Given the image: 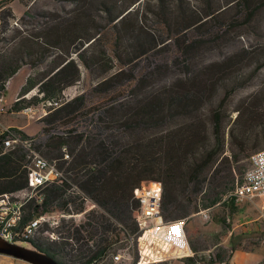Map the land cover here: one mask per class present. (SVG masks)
I'll return each instance as SVG.
<instances>
[{"label": "trees", "instance_id": "obj_1", "mask_svg": "<svg viewBox=\"0 0 264 264\" xmlns=\"http://www.w3.org/2000/svg\"><path fill=\"white\" fill-rule=\"evenodd\" d=\"M10 1L13 0H0V6ZM18 1L23 5V14L33 16L29 10L32 0ZM137 1L129 0L114 13L112 7L105 6L111 13L108 22L117 34L111 50L120 66L90 88L107 95L101 100H89L85 90L71 97L63 94L80 80V66L90 72L94 61L108 58L105 50L87 56L86 50L96 38L86 37L88 44L84 46V41L73 34L74 21L60 22V27L43 36L22 35L12 46L0 50V97L7 81L22 66L35 69L45 65L37 76L25 77L11 105L16 112L29 106L43 111L38 123L39 135L44 139L36 142V138L15 129L30 147L54 160L70 181L46 186L40 206L30 201L21 223L56 208L67 214L83 212L84 202L72 184L99 207V211L87 212L82 223L57 241L46 243L35 236L27 239L61 264H109L101 259L122 246L128 235L139 234V205L133 190L141 180L161 182V208L166 220L185 219L200 210L211 213L217 205L233 204L230 194L249 167V156L264 147V93L248 94L228 108L235 91L264 66V56L247 75L242 73V67L248 51L241 49L194 69L186 65L183 75L158 86L152 85L147 73L122 76L127 73L124 68L146 52L139 42L138 52L131 59L123 61L119 54L121 23ZM252 1L236 0L238 8L245 11L239 24L247 23L264 6V0L254 5ZM202 2L203 17L186 0H176L180 15L190 11L194 18L181 20L180 28L172 33L167 1L158 0L164 6L160 21L168 34L171 32L168 39L184 55L193 53L201 40L188 41L182 34L207 19L215 20L223 10L214 0ZM7 12L0 10V41H6L1 30ZM228 25L237 24L233 20ZM67 43L71 50L64 49ZM151 43L155 45L152 37ZM123 79H129L130 84L122 83ZM64 152L68 158H64ZM26 156L27 148L18 143L0 151V194L26 187ZM192 197L197 201L195 208H189ZM189 261L213 264L219 260L216 256H195ZM220 261L229 264L227 260Z\"/></svg>", "mask_w": 264, "mask_h": 264}, {"label": "rangeland", "instance_id": "obj_2", "mask_svg": "<svg viewBox=\"0 0 264 264\" xmlns=\"http://www.w3.org/2000/svg\"><path fill=\"white\" fill-rule=\"evenodd\" d=\"M166 1L168 6L167 16L170 18L171 31L175 33V30L180 28L179 22H181V20L191 21L194 16L190 15V11H185L184 14L180 15L176 7V0ZM186 1L196 10L198 15L203 17L204 2H202V0ZM214 1L215 4L223 7L218 17L215 20H205L206 18H204V22L190 27L182 34L186 35L188 41L195 39L201 40V45L195 48L194 52L189 56L184 55L181 50H178L171 38L168 39L171 32L168 34V31L160 21L159 13H161V10L162 12L164 11V6L161 7L158 0H138L134 5H131L128 9L131 12L127 14L125 20L121 23L119 54L123 61L131 59L138 52L139 42L144 44L143 50H146V52L128 64L127 67L124 68L127 73H124L122 76H139L147 73L148 80H150L152 85L158 86L183 75L182 70H184L186 65L192 66L191 68L200 67L210 62L222 60L225 56L241 49H246L248 51L247 58L242 67V73L247 75L255 64L264 56V6L260 7L247 23L239 24L244 19L245 11L238 8L236 0ZM128 2L129 0H32L29 4V10L31 13L33 12L32 16L23 14V5L18 0L10 1L0 6V10L8 11L6 13L5 28L3 27L1 30V35L6 41H0V50L3 51L6 46H12L22 35L30 34L37 37L40 35L43 36L48 30H56V26H59L60 22L62 23L65 20L66 23L74 21L72 26L73 34L76 38H81V40L84 41V46L88 44L85 43L86 37L95 36L96 38L95 41L88 46L86 50L87 56L90 58L98 52L105 50L108 58L94 61L93 64H91L90 72L83 66H80V80L75 85L67 87L63 94L65 97H71L85 90L89 100H101L107 95L101 92L91 91L90 88L103 77L109 75L116 67L120 66V63L116 60L111 50L117 34L112 30L111 24L108 22V17L111 13L108 9H105V6L112 7L113 11L111 12L114 13L116 9L126 6ZM257 2L258 0H253L252 5ZM233 20L237 25L231 27L228 24ZM14 36H16L15 39ZM151 37L154 39V46L152 45V40V43L149 44ZM9 41L11 42L8 44ZM68 44L69 43H67L64 49L71 50ZM48 60H51V58ZM107 66L110 68L106 69ZM44 68V64L39 65L35 69L30 68L28 65L22 66V68L7 82V87L0 100V106L10 105L28 74L37 76V72ZM26 73L27 75L25 76ZM129 82V79L122 80V83L127 85L130 84ZM258 91L264 93V66L261 67L243 87L235 91L228 104V108L231 109L234 107L244 96ZM42 112L43 111L39 109L30 113L33 116L31 120H34L35 117L39 118ZM232 114L234 116L235 112ZM15 121H19V117H15ZM81 121L83 122V119H81ZM33 124H35V122H33ZM33 137L36 138V142L44 139L43 136L40 137L39 133L35 134ZM248 143L251 144L252 140H249ZM197 197L200 198V196ZM191 202L192 204L189 205V208H191L192 205L195 208L197 201H195L194 197L191 198ZM196 209H198V207H196ZM214 209L216 210L214 215L216 216L215 218L209 217L208 220L200 219L201 222L208 221L209 225H203V227H206L200 231L202 233L201 238H199L200 241H197L198 243L196 241L194 242H196V247L201 246L207 249V252L202 254L199 253L196 256L205 259L210 256H216L219 261H215L213 264H222L220 260L226 261L225 256H230L228 249H222V243L227 233L231 231L229 245L233 247L232 256H236L235 261L237 264L263 263L264 243L262 240L264 239V229L262 228L264 227V221L257 220V224L261 228V239L252 243L249 239L238 237V235L246 232L250 233L253 230V226H255L254 224L233 228L234 225L239 222L240 217L237 214L238 211L234 210L230 203L227 205H217ZM86 210L87 212L92 210L99 211V208L91 206V204L88 203L86 204ZM86 213L74 218H66L64 222L60 220L61 224L56 231L59 232L60 236H67L68 231H71L77 223L81 222ZM210 218L212 222L209 221ZM200 227H202L201 224H196L194 229L200 230ZM186 234L192 248L194 244L190 241L187 231ZM35 237L46 243L50 242L48 239L49 237L42 229ZM256 239H258V236ZM15 243L27 248L33 247L27 240L15 241ZM2 257L3 255L0 253V258ZM10 260H12L14 264H30L21 259H13V257Z\"/></svg>", "mask_w": 264, "mask_h": 264}, {"label": "built area", "instance_id": "obj_3", "mask_svg": "<svg viewBox=\"0 0 264 264\" xmlns=\"http://www.w3.org/2000/svg\"><path fill=\"white\" fill-rule=\"evenodd\" d=\"M2 96L0 97V100ZM34 107H26L25 113L35 112ZM4 107L0 106V114ZM14 143L27 148L29 170L27 185L14 193L0 194V238L15 242L26 240V236H36L41 229L49 237V241L62 238L57 232L60 220L74 218L87 212L86 204L98 205L84 192L72 184V188L81 195L84 211L77 214H67L56 208L33 216L21 223L24 209L30 201L40 206L46 186L52 183L70 181L54 160H49L39 154L21 138L15 127L4 124L0 120V151H4ZM64 158H68L64 152ZM134 198L139 208L136 220L139 223V234L128 235L127 240L111 254H106L101 260L109 264H174L173 260H182V264H190L189 258H195L187 238L185 219L166 220L162 214V185L156 180H141L133 190ZM261 198L259 217L264 221V147L254 151L249 156V167L242 180L236 185L230 198L235 202L252 201ZM99 208V207H98ZM55 213V214H54ZM202 219L209 218V210H200ZM85 219L78 224L82 223ZM264 243V239L262 240ZM264 264V262L262 263Z\"/></svg>", "mask_w": 264, "mask_h": 264}, {"label": "crops", "instance_id": "obj_4", "mask_svg": "<svg viewBox=\"0 0 264 264\" xmlns=\"http://www.w3.org/2000/svg\"><path fill=\"white\" fill-rule=\"evenodd\" d=\"M26 75H27V73L25 74V76ZM6 87H7V84H6ZM15 98H16V95H15L14 99L11 101L9 106H2V107H4V112L0 114V120L4 124L15 127L18 130L24 132L29 137L33 138V136H35V134L40 132V125L38 123V117H35L34 120H31V118L33 117L32 114L25 113L24 111H19V112L13 111L11 109V105H12L13 101L15 100ZM15 117H19V121H15ZM33 122H35V124H33ZM231 205H232V208L234 210L238 211L237 214L240 217L239 222L236 225H234L233 228H235L237 226L248 225V224H254L255 225V226H253V228H252L253 230L250 233H247V232L241 233L238 235V237L240 236V237H243L244 239H249V241H252V243L260 240L261 239V228L257 224V220H262L259 217V208L261 206V198L255 197L254 200L248 201V202H235L234 201L233 204L231 203ZM210 211H211V213L209 212V217L215 218L216 216H214V215H215L216 210L214 208H212ZM211 218L209 220L210 222H212ZM200 219H202V216L199 214L198 211L192 212L189 216H187L185 218V229H187L186 231L189 235L190 241L194 244V245H192V249L196 255L199 253L202 254V253L207 252V249H204L201 246L196 247V242L200 241L199 238H201V235H202V233L200 232L201 229L203 230L206 226L209 225L208 221L201 222ZM196 224L197 225L201 224L202 227H200V230L194 229V226ZM203 225H206V226L203 227ZM262 229H264V227ZM197 231H199V232H197ZM231 233L232 232L229 231L227 233V235L225 236L223 243H222V249H225V250L228 249L229 250L230 256H225L228 263L229 264H237V262L235 261L236 256H232L233 247L229 245V241H230L229 239H230ZM257 236H258V239H256ZM249 237L250 238L252 237V238L250 239ZM194 241H196V242H194ZM2 255H3V257L0 258V264H14V262L12 260H10V259H12L11 256L4 255V254H2ZM172 262H174L175 264H182L183 263L182 260H178V259L173 260ZM260 264H262V263H260Z\"/></svg>", "mask_w": 264, "mask_h": 264}, {"label": "water", "instance_id": "obj_5", "mask_svg": "<svg viewBox=\"0 0 264 264\" xmlns=\"http://www.w3.org/2000/svg\"><path fill=\"white\" fill-rule=\"evenodd\" d=\"M0 253L24 260L30 264H61L54 257L37 250L27 248L0 238Z\"/></svg>", "mask_w": 264, "mask_h": 264}, {"label": "bare ground", "instance_id": "obj_6", "mask_svg": "<svg viewBox=\"0 0 264 264\" xmlns=\"http://www.w3.org/2000/svg\"><path fill=\"white\" fill-rule=\"evenodd\" d=\"M31 236H26V240L29 239Z\"/></svg>", "mask_w": 264, "mask_h": 264}]
</instances>
